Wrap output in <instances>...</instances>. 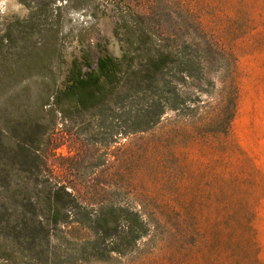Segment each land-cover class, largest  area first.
<instances>
[{"label":"rangeland","instance_id":"obj_1","mask_svg":"<svg viewBox=\"0 0 264 264\" xmlns=\"http://www.w3.org/2000/svg\"><path fill=\"white\" fill-rule=\"evenodd\" d=\"M130 16L140 19L165 45L218 61L210 64L207 75L210 81L216 79L218 87L227 75L222 69L236 61L238 98L231 138L239 151H208L203 159L208 174L198 175L201 146L183 142L188 147L189 234L185 261L179 264H264V0H0V80L5 82L0 109L12 110L11 98L25 85H30L32 97L38 94L41 73L53 87L60 86L70 61L84 52L93 58L121 56L125 46L116 28ZM38 47L51 49L47 70L17 74L19 51L29 53ZM46 117L52 131L42 152L51 156L41 163V175L67 186L95 208L128 204L144 213L154 233L145 234L134 253L122 259L114 255L115 264L152 248L153 236H159L162 227L153 213L160 197L156 162L143 155V141L149 135L111 134L97 110L71 112L67 117L54 110ZM175 118L174 112H168L152 136H163ZM6 142H12L10 137ZM232 178H237V248L228 252L223 249V231L233 207L220 203L219 196L224 182ZM176 218L171 219L170 230L177 261L183 250ZM248 222L249 235L244 232ZM199 230L211 249L207 257L198 253ZM76 235L83 238L87 231L79 228ZM27 263L31 262L20 256L8 263L0 258V264Z\"/></svg>","mask_w":264,"mask_h":264},{"label":"trees","instance_id":"obj_2","mask_svg":"<svg viewBox=\"0 0 264 264\" xmlns=\"http://www.w3.org/2000/svg\"><path fill=\"white\" fill-rule=\"evenodd\" d=\"M116 33L124 41L121 56L93 58L84 52L70 61L60 86L53 87L41 73L38 94L32 97L30 85H25L11 98L12 110L0 109V258L7 263L20 256L31 262L27 264H115L111 261L114 255L122 259L128 252L134 253L140 239L154 233L139 209L128 204L95 208L67 186L41 175V163L51 156L42 152L52 131L46 120L51 111L67 117L71 112L97 110L111 134L149 135L143 141V155L148 162H156L160 197L153 213L156 211L162 231L153 236L156 243L152 248L119 264L184 263L190 202L185 140L201 146L198 175L208 174L203 167L208 151H239L231 138L238 98L236 61L222 69L227 75L218 87L216 79L207 78L210 64L218 61L165 45L140 19H122ZM28 56L33 60L27 61ZM51 58L47 47L29 53L21 50L16 73L45 72ZM4 85L0 80V88ZM168 112L176 114L172 127L163 136H152ZM236 181L226 180L219 196L220 203L233 207L223 231V249L228 252L237 248ZM174 217L183 250L177 261L170 230ZM79 228L87 235L78 239ZM244 232L252 233L251 222ZM196 235L200 237L198 253L207 257L211 251L208 239L201 230Z\"/></svg>","mask_w":264,"mask_h":264}]
</instances>
